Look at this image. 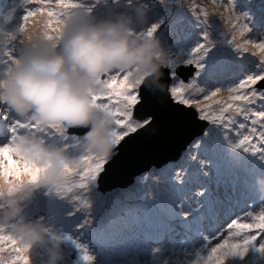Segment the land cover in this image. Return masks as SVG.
Wrapping results in <instances>:
<instances>
[{
  "label": "snow or ice",
  "instance_id": "snow-or-ice-1",
  "mask_svg": "<svg viewBox=\"0 0 264 264\" xmlns=\"http://www.w3.org/2000/svg\"><path fill=\"white\" fill-rule=\"evenodd\" d=\"M25 3L27 5H43L47 10L45 11V7H40L28 11L23 18L21 29L23 34L27 33L30 18L47 16L43 35L52 41L61 38L63 21L69 11L81 7L75 0H57L56 9L58 11L51 7L52 0H25ZM213 3H218V6L223 9L221 18H225V12L229 13L226 17L227 23L235 30L230 36L224 34L223 43L234 50L240 61H250L252 68L242 76L235 78L224 88L223 91L227 95L223 96L220 87H214L204 80L206 67L203 62L208 57L210 50L216 46L205 34V43L193 50L191 59L185 60L182 55L170 58L166 67L168 71L161 80V84L164 86L163 90L142 86V79L133 82L132 72L108 74L102 81L103 92L94 96V100L97 107L116 118V129L112 133L114 143L117 145L115 152L110 158L98 157L92 153L83 156L81 163L75 169H69V173L76 179H73L71 183L58 186L56 190L59 193L69 195L79 192L77 190L89 191L90 185L98 180L100 174L105 171V164L110 161L114 162L119 157L121 142H128L125 138H133V134L138 133V130L151 131L157 126L158 121L155 116L145 110L147 95L158 99L157 93L166 97L176 106L189 109L194 107L198 119L212 126L192 142L193 148L202 149L204 153L206 144L212 143L232 150L225 153L224 159L227 169L234 178L231 185L233 189L242 185L245 192H248L253 181L257 177L264 176V36L254 39L247 35L253 33V28L247 23L249 18L246 13L234 14L236 0H228L227 4H225V0H213ZM193 7L201 9L198 18L207 24L208 10L203 6L193 5ZM157 30L158 26L154 25L146 35L151 37ZM237 36L241 38L239 41ZM5 38L6 40L16 39L15 36ZM21 42L23 43V41ZM250 49H254V51H250ZM7 56L12 65L16 63L10 52L7 53ZM257 56L259 59H251ZM189 65L195 67L197 71L186 82L178 76L177 69ZM10 69L11 67L5 73ZM258 85L259 87H257ZM192 90H195L196 94H200V98H195L194 95H185L186 92ZM212 105H218V107L212 108ZM16 127L30 129L31 133H40L45 136L68 138L66 129L59 126L44 127L40 125L36 116H33L28 123L17 122ZM82 129H84L82 133L84 135L88 130ZM241 130L246 131L242 132ZM19 137H14L11 143L0 146V185L8 186L9 195L15 191L25 176L38 179L41 172L21 153L17 144ZM241 149L243 153L247 154L246 156L240 155L239 150ZM188 152L189 154L183 162L176 165L179 171L173 169L170 172L158 174L161 184L164 183L163 177L170 174H174L172 179L176 184L179 181L182 186L185 185L190 171L193 175L199 176L202 173L206 177L207 165L205 161L198 158L196 152L191 149ZM185 172H187L186 176ZM213 183L220 186L222 181L217 178ZM201 188L203 190H200ZM0 195H3V192H0ZM244 199L250 198L244 197ZM186 200H192V203L188 204ZM154 202H157L162 212L160 227L162 234L176 231L175 226L179 225V230L182 232L180 239L185 243L203 241V250L196 253V259L186 260L185 264H228L230 258L247 256L250 247L256 245L257 242H259L257 251L264 252V206H260L258 211L256 209L248 210L245 206L242 214L237 213L236 217L227 223L226 232L210 227L206 234L204 224L210 218L206 213L214 215L217 203H222L216 188L210 184L192 191L190 196L178 201L173 199L170 203L161 204L155 199ZM81 203L84 208L90 207L86 201H81ZM239 203L236 201L235 204L229 205V215L235 207L239 206ZM261 205H264V199H261ZM6 233V230L0 227V253L7 249L11 250L8 258L0 256V264H30L26 249ZM213 241L216 243L213 244ZM160 251L159 248L154 249L157 256ZM83 259L88 264H92L95 258L88 255L85 250Z\"/></svg>",
  "mask_w": 264,
  "mask_h": 264
},
{
  "label": "clouds",
  "instance_id": "clouds-1",
  "mask_svg": "<svg viewBox=\"0 0 264 264\" xmlns=\"http://www.w3.org/2000/svg\"><path fill=\"white\" fill-rule=\"evenodd\" d=\"M149 12L150 7L145 0H134L132 11L117 13L108 18L95 17L87 8L81 6L70 10L65 16L59 40H48L43 33L26 34L17 58L10 46L5 45L2 48L5 56L0 57V71L5 73L12 63L7 56L9 52L16 63L9 72L0 75V104L9 106L19 117H38L40 125L44 127L59 126L72 135L68 131L71 128L77 132L79 139L76 155L62 143H49L40 133H26L17 141L23 156L33 162L41 172L38 179L25 176L11 195L8 194L7 185H0V192H3L0 195V227L26 249L30 264L39 263L45 257L48 258L44 264H60L64 261L61 246L65 237L57 232L51 222H44L43 218L28 220L24 215L26 202L35 195L37 189H56L71 183L73 176L69 169H75L83 156L92 153L98 157L110 158L117 147L112 135L116 129V118L97 107L94 100V96L103 92L104 78L115 72H132L133 82L142 79V86L160 90L164 88L161 80L164 70L168 71L166 67L173 54L156 33L149 37L138 31L139 24L147 23ZM177 72L182 73V70L178 68ZM165 99L167 101L163 103L164 110L171 109L168 106L170 102L179 120L190 128L198 129V134L180 152L183 156L192 142L211 125L199 120L194 108H191L194 117L181 114L178 113V107L183 106H176ZM150 109L151 105L147 102L145 110L150 113ZM0 122L6 123L7 118L0 116ZM82 128L88 130L84 135ZM27 130L21 129V132ZM142 130L144 129L138 132ZM164 142L165 140L159 145L151 144L150 147L145 145L144 152L160 147ZM178 144L179 141L174 146ZM126 156L111 170L107 169L111 161L105 164V171L96 180L100 190L109 193L118 188L136 186L143 173L162 167L175 158L174 156L163 163L152 164L126 182L127 172L135 164ZM208 167L213 169L212 166ZM218 169L222 170L220 166ZM215 172L220 174L219 170ZM217 178L220 175L214 180ZM233 180L234 178L230 182ZM255 183L257 191L264 194V176L257 177ZM216 190L217 195L220 194L219 189ZM179 193H183L181 199L187 196L184 190H179L177 194ZM172 200L168 197L166 203ZM186 203L191 204L192 201L186 200ZM215 228H220V225ZM157 236L158 247L164 250V254L174 243L180 242L187 246L180 239L182 233L177 230L173 235L159 232ZM87 244H96L89 248L95 249L103 246L104 242L93 241ZM142 244L145 253L150 254L155 240H145ZM201 245L204 244L197 247ZM39 249H46L47 252L41 251L33 257Z\"/></svg>",
  "mask_w": 264,
  "mask_h": 264
},
{
  "label": "rangeland",
  "instance_id": "rangeland-1",
  "mask_svg": "<svg viewBox=\"0 0 264 264\" xmlns=\"http://www.w3.org/2000/svg\"><path fill=\"white\" fill-rule=\"evenodd\" d=\"M75 2L87 8L90 14L95 17L108 18L117 13L132 11L134 0H75ZM145 2L149 5L150 12L147 23L139 24L138 31L147 33L154 25L158 26L156 35L173 56L182 55L185 60L191 59L193 50L205 43L204 36L208 35L216 46L210 50L208 57L203 62L206 67L204 80L214 87H220L223 96L227 95L223 91L224 88L235 78L242 76L252 68L250 61H240L234 50L223 43L224 34L230 36L235 30L227 23L226 17L229 13L225 12V18H221L223 9L218 6V3L214 4L213 0H145ZM227 3L228 0H225V4ZM56 4L57 0H52L51 7L58 11ZM193 5L203 6L208 10L207 24L198 18L201 9L193 7ZM40 7L45 6L27 5L25 0H0V57L5 56V51H2V48L8 45L17 58L19 50L23 47L21 41H24L26 34L39 35L44 32V22L48 19L47 16L30 18L27 33L23 34L21 31L23 18L27 12ZM240 13L247 14L249 18L247 23L253 28V33L247 35L254 39L264 36V0H236L234 14ZM12 36H15L16 39L6 40L5 38ZM240 39L237 36V40ZM250 51H254V49H250ZM251 59H259V56ZM185 95H194L195 98H200V94H196L195 90L186 92ZM217 107L218 105H212V108ZM0 116L7 117L6 123L0 122V146L11 143L14 137L31 132L30 129L21 132V128L16 127L17 122L28 123L31 118L19 117L6 104H0ZM66 135L67 139L59 136L43 135V137L49 143H62L66 149L76 155L79 139L68 133ZM189 149L196 152L198 158L205 161L207 165L206 177L202 173L199 176L193 175L190 171L185 185L182 186L179 181L176 184L172 179L174 174H170L163 177L164 183L161 184L158 174L170 172L173 169L179 171L176 165L183 162L189 154ZM231 151L227 147L222 148L208 143L203 153L202 149H195L191 145L179 161H168L162 167L153 168L143 173L136 186L125 190L117 189L106 193L99 189L96 181L90 185L89 191L77 190L79 192L69 195H62L56 189L40 188L26 202L24 215L28 220L43 218L44 222H51L57 232L65 237L61 246L65 260L60 264H88L83 259L85 250L88 255L95 258L92 264H165V262L167 264H185L186 260L196 259V253L202 251L204 245L191 249L177 242L170 248L168 247L167 253L164 254V250L162 251V248L158 247L159 238L154 230L156 226L161 225L162 212L154 200L157 199L161 204H165L168 197L178 201L183 195V193L177 194L179 190H184L187 196H190L192 191L209 184L220 189V186L213 183L215 177L218 176L217 172L208 166L211 163L216 164L217 160L225 165L224 155ZM239 152L242 156L247 155L243 153L242 149ZM212 156H214L213 159ZM184 175L186 176L187 172ZM73 179L76 178L73 177ZM232 193L231 197L218 203L217 213L221 219L219 229L225 232L227 223L236 217L232 213L231 215L227 214L230 204L239 201V206L233 209L238 212L245 206L248 210L256 209L257 211L260 206H264L261 205L264 195L259 199V204H256L253 195H248L247 197L250 199L245 200L243 196L236 195L237 192ZM234 195L237 197L233 198ZM81 201H86L90 207L84 208ZM59 220L62 222L58 223ZM123 225H125V229ZM149 239L155 240L154 249H161L158 256L154 249L150 254L145 253L142 243ZM93 241H103L104 244L101 247L89 249L87 243ZM215 243L216 241H213V244ZM258 244L259 242L250 247L247 256L230 258L228 264H264V252L257 251ZM10 251L7 249L0 253V256L8 258ZM41 251L47 252L46 249H39L33 257ZM126 254L128 255L125 256ZM47 258H42L39 263L33 262V264H44Z\"/></svg>",
  "mask_w": 264,
  "mask_h": 264
},
{
  "label": "water",
  "instance_id": "water-1",
  "mask_svg": "<svg viewBox=\"0 0 264 264\" xmlns=\"http://www.w3.org/2000/svg\"><path fill=\"white\" fill-rule=\"evenodd\" d=\"M181 70L185 74L191 71V68L189 69L183 66ZM164 72L166 73L167 70H164ZM156 95L158 99H154L151 95H147V102L151 105L150 113L153 114L158 121V129L139 131L135 144L123 142L119 157H117L114 162L107 165V169L111 170L123 157L128 155L126 157L128 159L130 158L135 164L128 170L126 182H129L136 174L144 171L150 165L163 163L178 155L198 134V129L190 128L183 121L178 119V116L172 108L173 105L170 102H168V106L171 109L164 110L163 96H160L159 93ZM184 109V107H178V113L188 114L194 117V113L191 109ZM185 120L186 122L188 121L187 116ZM164 140L165 142L162 146L144 152L145 145H148V147H150L151 144L159 145ZM177 141H179V144L174 146ZM125 146H128V149L127 147L125 148ZM169 146L174 148L173 153L166 152V148Z\"/></svg>",
  "mask_w": 264,
  "mask_h": 264
},
{
  "label": "bare ground",
  "instance_id": "bare-ground-1",
  "mask_svg": "<svg viewBox=\"0 0 264 264\" xmlns=\"http://www.w3.org/2000/svg\"><path fill=\"white\" fill-rule=\"evenodd\" d=\"M163 103L165 104L166 103V99L163 97ZM158 127H159V125L157 124V126L154 128V129H158ZM137 137H138V135H137V133L136 134H134L133 135V138H129V139H127V141H128V143H132V144H135L136 142H137ZM126 147H128V146H125V148ZM166 152H170V153H173L174 152V148L173 147H171V146H169V147H167L166 148Z\"/></svg>",
  "mask_w": 264,
  "mask_h": 264
}]
</instances>
